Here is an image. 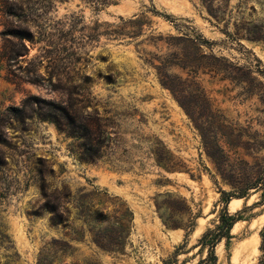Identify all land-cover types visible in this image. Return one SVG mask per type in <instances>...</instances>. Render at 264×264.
<instances>
[{
  "label": "rangeland",
  "instance_id": "obj_1",
  "mask_svg": "<svg viewBox=\"0 0 264 264\" xmlns=\"http://www.w3.org/2000/svg\"><path fill=\"white\" fill-rule=\"evenodd\" d=\"M10 1L21 6V21L0 10V32L21 24L31 39L22 51L0 33V54L18 52L9 64L0 56V264H163L177 247L172 264H195L206 250L192 247L217 222L220 190L230 187L154 65L181 54L171 37L184 36L239 67L232 78L198 72L196 79L253 138L236 149L252 165L254 141L264 146V0H225L216 19L201 0ZM168 72L186 76L176 66ZM68 101L78 123L100 130L99 143L46 117ZM156 154L174 170L158 165ZM261 194L250 190L234 210L227 204L241 219L215 246L214 264H255L264 203L253 204ZM182 199L196 217L185 244L184 229L159 218L185 223L173 211ZM125 209L123 242L102 250L95 234L111 232Z\"/></svg>",
  "mask_w": 264,
  "mask_h": 264
},
{
  "label": "trees",
  "instance_id": "obj_2",
  "mask_svg": "<svg viewBox=\"0 0 264 264\" xmlns=\"http://www.w3.org/2000/svg\"><path fill=\"white\" fill-rule=\"evenodd\" d=\"M213 1L201 0V3L205 7L208 15L216 19V11L219 8H224L225 0H215V6ZM0 2V10L6 17L8 16V19L17 17V20L21 21V18H18V12L21 11V6L18 3H13L10 0H0ZM0 33L6 37L16 39L20 50H27L25 39H31V33L27 26L21 24L15 26L11 24L4 25ZM171 38L175 40L174 45L180 44L182 52L179 55L171 52L168 57L159 60L158 64L154 65L158 82L162 88L169 92L196 130L200 138L202 151L212 162L215 173L230 187L228 191L220 190L222 206L218 213L217 222L212 228H207L203 231L197 243L192 247L199 246L200 251L203 249L206 250L205 256L195 264H214L217 259L214 252L215 246L222 239L228 240L230 238V231L234 223L241 219V211L238 210L234 213L227 211V204L230 199L244 198L246 200L250 190H261V198L253 206L264 203V157L257 158L254 155L259 151V147L263 145L254 141L252 152H248L247 154L254 159L252 165H248V162L244 158L237 155L236 149H246V145L248 144V141L243 140V137L251 138L252 142L253 138L247 134L244 128L229 121L211 104L208 95L196 79L198 72L222 74L223 77L232 78L236 74V71L239 70V67L228 62L224 57H218L212 53H204L200 49V43L196 38L184 36ZM17 53L12 48H4L0 56L6 61V64H9L12 60L16 59ZM171 66H176L185 71L186 76L182 77L178 74L169 73L168 68ZM33 81H39V78L35 77ZM75 110L73 103L68 101L62 106L55 107L46 117L60 125L66 132L80 130L84 135L91 138V140L99 143L98 136L100 130L90 123H78L79 116ZM155 161L158 165L167 168V170H174L175 162L171 161L168 157L156 154ZM180 201L179 209L173 211L186 215L185 223L176 222L160 214L159 218L166 228L184 229L185 244L196 217L191 214V210L185 200L182 199ZM155 208L156 211H159L157 203L155 204ZM247 208L245 206L242 210ZM169 209L172 210L171 206H169ZM127 214L130 213L125 209L120 214V218L115 221L116 225L114 224L115 226L110 227L111 232H108V229H104L102 236H99V233H102L101 231L95 234L93 241L99 248L108 252L115 251V249L110 247V244L120 245L123 242L124 235L122 236V233H126L127 230ZM180 248L177 247L171 258L164 260L163 264H172ZM258 251L259 254L255 264H264V225L259 230Z\"/></svg>",
  "mask_w": 264,
  "mask_h": 264
},
{
  "label": "bare ground",
  "instance_id": "obj_3",
  "mask_svg": "<svg viewBox=\"0 0 264 264\" xmlns=\"http://www.w3.org/2000/svg\"><path fill=\"white\" fill-rule=\"evenodd\" d=\"M240 201H241V198H232V199H230V201L228 202V208H229L230 210H234L235 207H236V205H237V203L240 202ZM235 224H237V222L234 223L232 229L234 228ZM232 229H231V230H232Z\"/></svg>",
  "mask_w": 264,
  "mask_h": 264
}]
</instances>
